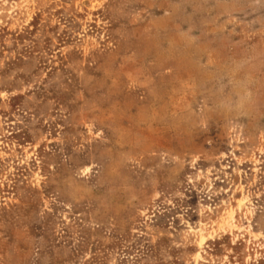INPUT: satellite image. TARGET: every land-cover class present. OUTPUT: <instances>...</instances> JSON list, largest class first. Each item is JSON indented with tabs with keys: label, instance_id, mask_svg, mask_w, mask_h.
<instances>
[{
	"label": "rangeland",
	"instance_id": "obj_1",
	"mask_svg": "<svg viewBox=\"0 0 264 264\" xmlns=\"http://www.w3.org/2000/svg\"><path fill=\"white\" fill-rule=\"evenodd\" d=\"M0 264H264V0H0Z\"/></svg>",
	"mask_w": 264,
	"mask_h": 264
},
{
	"label": "bare ground",
	"instance_id": "obj_2",
	"mask_svg": "<svg viewBox=\"0 0 264 264\" xmlns=\"http://www.w3.org/2000/svg\"><path fill=\"white\" fill-rule=\"evenodd\" d=\"M241 205H242V202H241ZM203 240H204V237H202V242H203Z\"/></svg>",
	"mask_w": 264,
	"mask_h": 264
}]
</instances>
